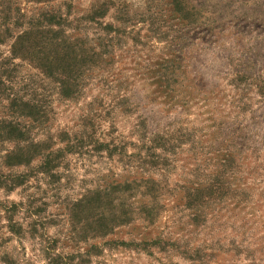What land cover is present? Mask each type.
Instances as JSON below:
<instances>
[{"label":"rangeland","instance_id":"1","mask_svg":"<svg viewBox=\"0 0 264 264\" xmlns=\"http://www.w3.org/2000/svg\"><path fill=\"white\" fill-rule=\"evenodd\" d=\"M0 176V264H264V0H0Z\"/></svg>","mask_w":264,"mask_h":264},{"label":"trees","instance_id":"2","mask_svg":"<svg viewBox=\"0 0 264 264\" xmlns=\"http://www.w3.org/2000/svg\"><path fill=\"white\" fill-rule=\"evenodd\" d=\"M49 21H50V22L48 23V25L45 26V27L48 26V27L46 28L45 31H47L48 33H51V32H52V28H51V26L54 25L55 22L53 21L54 23H52V20H51V19H50ZM32 28H33V27H32ZM32 28H30L29 31H28V30L23 31L21 34H19V35L16 37V39H15V46H17L18 44L28 43V36H29V37L32 36V32H31ZM53 33H54V32H53ZM65 44H66V43H65ZM61 48H63V47H61ZM64 54H65V52H62V50H57V49H56L55 54H54L53 56H51V60H50V62H49V65L51 64L52 61H60V60H63L64 57H65ZM47 68L49 69V66H48ZM47 74L50 75V76H52V75H54V72L51 70V72H47ZM56 74H57V75H60L61 77H63V78H61V89L63 88L65 95H68V94L70 93V89H69L67 86H68V84H70V82L68 81V79L64 78L63 75H65V74H63V72H60V71L57 70ZM57 77H58V76H57ZM17 129H18V128L16 127V125H9V124H8V125H4V126H3V132L9 133L10 135H11L14 131H17ZM18 131L21 132V130H19V129H18ZM33 146H34L33 151H35V153H36L37 151H41V148L39 147L38 144H34ZM24 156H25V155H24L22 152L18 153V156L16 155V159H17V161H20V159H24L25 162H28V161H29L28 156H26V158H24ZM12 157H13V156H12ZM21 157H22V158H21ZM14 158H15V157H14ZM0 179H1V176H0ZM95 194H96V193H95ZM104 218H106V217H104ZM104 218H103V222H104V223H101L102 229H103V230H109V229H110L109 222H108V221L105 222V221H104ZM109 219H111V218L109 217Z\"/></svg>","mask_w":264,"mask_h":264}]
</instances>
